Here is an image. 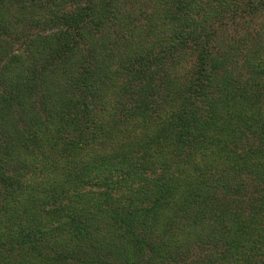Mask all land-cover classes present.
<instances>
[{
	"label": "trees",
	"instance_id": "trees-1",
	"mask_svg": "<svg viewBox=\"0 0 264 264\" xmlns=\"http://www.w3.org/2000/svg\"><path fill=\"white\" fill-rule=\"evenodd\" d=\"M0 264H264V0H0Z\"/></svg>",
	"mask_w": 264,
	"mask_h": 264
}]
</instances>
